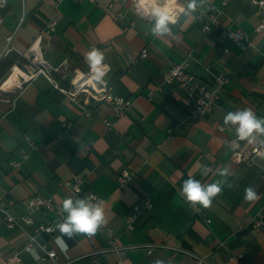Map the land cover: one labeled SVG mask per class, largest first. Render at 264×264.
I'll return each mask as SVG.
<instances>
[{
  "label": "crops",
  "instance_id": "obj_1",
  "mask_svg": "<svg viewBox=\"0 0 264 264\" xmlns=\"http://www.w3.org/2000/svg\"><path fill=\"white\" fill-rule=\"evenodd\" d=\"M206 1L223 13L218 25L203 33L194 11L205 10ZM187 2L176 0L186 9ZM249 2L198 0L194 11L174 16L171 32L164 37L152 34L154 18L136 14L121 0L0 3V199L16 216L27 213V198L33 194L63 204L71 192L62 183L77 175L80 198L96 193L106 221L92 242L85 234L64 236L66 249L57 242L61 233L55 240L38 233V241L56 250L54 260L41 259L37 247L23 248L34 224L52 219V212L32 211L33 224L24 229L0 222V264H9L7 258L16 252L20 260L15 264H90L91 259L109 264H197L192 255L210 264H264V225H252L258 213L264 214V154L247 166L235 163L233 150L254 143L237 141L235 126L217 129L230 111L251 108L264 118V28L256 30L264 14ZM114 10L131 23L127 30L122 21H114ZM52 19L55 30L45 35L44 27ZM223 27L240 28L244 46L228 39L219 42ZM92 47L104 54L109 69L103 77L105 87L132 101L124 115L116 116L101 100H84V94L71 97L44 73L23 80L44 66L59 86L69 88L75 78L89 75L85 57ZM187 53V69L206 85H212L219 73L229 77L210 115H192L186 91L175 81H163L170 64ZM106 120L113 122L109 129ZM21 151L28 157L13 170L9 162ZM201 166L212 172L202 176ZM122 167L131 173L124 188L116 182ZM224 169L226 175H220ZM189 176L203 184L220 181L222 192L210 207L193 208L179 195ZM247 187L257 192V200L243 199ZM141 200L153 206L140 212L127 229L124 220ZM106 225L122 252L105 249Z\"/></svg>",
  "mask_w": 264,
  "mask_h": 264
},
{
  "label": "built area",
  "instance_id": "obj_2",
  "mask_svg": "<svg viewBox=\"0 0 264 264\" xmlns=\"http://www.w3.org/2000/svg\"><path fill=\"white\" fill-rule=\"evenodd\" d=\"M228 0H223L224 3H226ZM249 3H252L255 5L261 14H264V0H249ZM3 0H0V3H2ZM121 3L128 4L129 7L138 15L142 17H146L148 19H152L149 16H145L140 14L137 11V0H121ZM177 4V3H176ZM178 5V4H177ZM179 6V5H178ZM183 7V6H182ZM185 11L177 12L175 15L180 14L181 12H188V10L183 7ZM223 13V9L221 7H216L209 1H206L205 4V10H195L194 11V18L201 21V30L203 33H206L210 31L214 26L218 25L219 22V16ZM174 15V16H175ZM112 17L115 20L122 21V29L127 30L131 23H125L124 17L121 11L114 10L112 11ZM1 22V17H0ZM56 20L52 19L46 23L44 27V34L48 35L51 34L56 27ZM264 28V23L259 24L256 27V30H260ZM10 37H8L9 40ZM217 39L219 42L224 41L225 39L235 41L241 46H244V33L240 30V28L230 29L227 27H223L220 29ZM97 49L96 47H92L91 49ZM146 50L142 48L141 55L142 57L145 55ZM190 57V53H187L183 59L173 62L170 64L167 70L163 73V81L165 83H171L173 81L177 82L179 86H181L188 96V99H190V113L192 115H210L211 113L216 110L218 107V95L219 92L222 90L225 83L229 81V77L225 75L224 73H219L215 75L214 77V83L211 85H206L204 82L200 81L192 72H189L187 69L188 66V59ZM44 73L46 74L49 79L53 82L54 86L56 88H59L63 91H65L67 94H69L71 97L80 96V94H84L83 99L87 101L88 97H91L96 100H101L108 105L111 106L114 114L116 116L124 115L126 110L131 106L132 101H130L129 98L123 97L120 95H116L109 91L105 87L104 83H95L92 81L89 83L86 80L78 81L76 83L72 82L71 87L69 88H63L58 85L56 80L50 76L49 69L45 68L44 66L38 67L35 72L29 73L27 77L23 76V80H28L30 77H33L34 73ZM89 78L90 76V69H89ZM81 79V78H80ZM93 80V79H91ZM150 94H152V91H150ZM89 113L88 110L85 109V114ZM69 123L66 124V127H69ZM113 125V122L106 120L105 126L107 129L111 128ZM233 126L232 125H225V123H219L217 125L218 130H229ZM235 127H238L235 126ZM25 139L30 143L29 145L33 146L32 141L29 139L28 136L25 135ZM235 139L237 141H243L239 140L237 138V134L235 132ZM261 140H264V137H258L257 142L254 143L252 146L249 147H242L234 149L231 153L232 160L241 165H250L254 163L255 158L258 156H261L264 154V145H261L259 142ZM28 152L27 151H21L19 158L13 159L9 162V166L14 169H19L21 166V163L27 159ZM131 179V173L128 170V168L122 167L120 169L117 177L116 182L117 186L124 188L129 184V181ZM62 184L67 185L70 188L71 192V198L77 199L80 198V192H81V186H80V179L77 175H74L71 179L63 181ZM87 197L91 198L93 202H97L99 200V196L94 192H88ZM153 206V203L149 200H141L137 202L132 208V211L126 216V228L130 229L133 226L134 220L136 219V216L142 212L145 209H151ZM27 213L16 216L13 215L9 209L8 204L6 201L0 199V222H3L8 228H20L24 229L25 225L33 224V219L30 215V213L34 210H46L53 213L52 219L47 220L46 222H40L37 224H34V227L32 229L31 233H27V242L24 245V250L31 251L33 248L37 247L41 250L42 255L41 259H52L54 260L56 258V250L53 248H47L44 243H41L37 240L36 235L38 233H46L48 234L52 239H56L57 236H59V228L58 224L63 221V218L66 216V213L63 211V204L61 201L52 198L50 196H44L40 194H33L27 198ZM208 221V219H207ZM252 225L254 227H260L264 225V214L258 213L253 220ZM102 229L105 231L107 235V247L105 248L108 251H116V252H122V248L119 246L117 237L114 235V231L109 225L103 226ZM90 242L93 241L92 235L89 236L87 234L84 235ZM194 256V261L197 264H210L205 260V258L197 255ZM20 260L19 254L13 253L7 258V262L9 264H15ZM116 264H122L121 260L116 261ZM90 264H109L108 261H98L96 259H91L89 262ZM62 264V263H57Z\"/></svg>",
  "mask_w": 264,
  "mask_h": 264
},
{
  "label": "clouds",
  "instance_id": "obj_3",
  "mask_svg": "<svg viewBox=\"0 0 264 264\" xmlns=\"http://www.w3.org/2000/svg\"><path fill=\"white\" fill-rule=\"evenodd\" d=\"M201 2V0H200ZM198 7V0H188L187 10L194 11ZM137 11L145 16L154 18L155 23L151 31L155 37H164L171 32L170 24L174 23V15L177 12L185 11L183 7L176 4V0H137ZM86 60L90 67L91 79L98 83H104L103 77L108 72V66L103 63L104 54L93 48L86 54ZM225 125L237 126L235 131L239 140H246L249 143H256L258 137H264V118H258L251 108L239 109L235 112H228L224 116ZM264 145V140L259 142ZM212 169L201 166V175L207 176ZM227 169L219 172L226 175ZM222 187L220 181L210 184H203L199 180L189 176L184 180L179 189V195L190 206L195 208L200 205L204 208L211 206L213 199L220 195ZM243 199L252 202L258 199L257 192L252 187L244 189ZM63 211L67 215L58 224L60 233L57 242L62 248L67 247L64 236L72 239L76 234L94 235L97 230L106 222L105 211L102 202H93L91 198H67L63 201ZM154 264H163V261L156 260Z\"/></svg>",
  "mask_w": 264,
  "mask_h": 264
},
{
  "label": "bare ground",
  "instance_id": "obj_4",
  "mask_svg": "<svg viewBox=\"0 0 264 264\" xmlns=\"http://www.w3.org/2000/svg\"><path fill=\"white\" fill-rule=\"evenodd\" d=\"M83 80L91 81V79L89 78V76H87V77H83V78H81V79H79V78H75L74 83H76V82H78V81H83Z\"/></svg>",
  "mask_w": 264,
  "mask_h": 264
}]
</instances>
